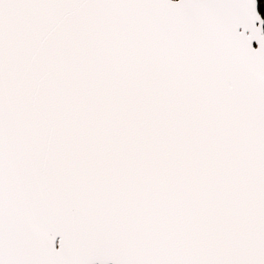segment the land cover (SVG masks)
Instances as JSON below:
<instances>
[{
	"label": "snow or ice",
	"instance_id": "1",
	"mask_svg": "<svg viewBox=\"0 0 264 264\" xmlns=\"http://www.w3.org/2000/svg\"><path fill=\"white\" fill-rule=\"evenodd\" d=\"M0 264H264V0H0Z\"/></svg>",
	"mask_w": 264,
	"mask_h": 264
}]
</instances>
